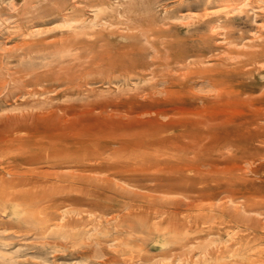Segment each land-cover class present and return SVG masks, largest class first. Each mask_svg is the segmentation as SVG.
Segmentation results:
<instances>
[{
  "label": "rangeland",
  "instance_id": "obj_1",
  "mask_svg": "<svg viewBox=\"0 0 264 264\" xmlns=\"http://www.w3.org/2000/svg\"><path fill=\"white\" fill-rule=\"evenodd\" d=\"M246 240L264 264V0H0V264Z\"/></svg>",
  "mask_w": 264,
  "mask_h": 264
},
{
  "label": "bare ground",
  "instance_id": "obj_2",
  "mask_svg": "<svg viewBox=\"0 0 264 264\" xmlns=\"http://www.w3.org/2000/svg\"><path fill=\"white\" fill-rule=\"evenodd\" d=\"M75 158H77V159H79L78 157H75ZM216 164V163H215ZM204 165V164H203ZM69 167H72V166H69ZM189 168V167H188ZM192 168V167H191ZM220 172V171H219ZM202 202V201H201ZM191 207V206H190ZM194 207V206H193ZM209 229V228H208ZM219 231V230H218ZM194 232H195V234L197 233L198 234V232H203V230H200V229H196V230H194ZM208 233H211V231L209 230V232ZM215 234V233H214ZM195 239H197V237L196 236H194V237H192V239H189V238H185V240H183L182 242H180L179 243V250L181 251V253H182V255L183 254H186V255H191V254H187V252H185L187 249H186V247L188 246V244L190 245V244H193L194 242H195ZM247 240H248V237L246 238ZM240 240H242V239H240ZM245 241V242H243V241H238L235 245H229V244H227V245H225V246H223V247H213L211 250H209L208 252H207V255L209 256V258L211 259V260H215V259H218V258H220V257H222V256H224V255H228L229 257H231V259H232V257L233 256H235L236 255V252L237 253H240V252H243V254H245V256L244 257H242V258H240V259H235V260H231L230 259V261L227 263V264H253V263H255V262H257L258 261V258L256 257L257 255H256V253L254 252H252L251 254L249 253L250 252V250L249 249H247V247L249 246L250 247V249H252V247L249 245V243H248V241ZM244 243H245V246H244ZM235 247V253H234V255H233V252H234V250H233V248ZM184 249H186V250H184ZM243 254H241V255H243ZM181 254L178 256V257H181L182 256ZM240 255V256H241ZM259 258H260V256H259ZM262 258V257H261ZM260 258V259H261Z\"/></svg>",
  "mask_w": 264,
  "mask_h": 264
}]
</instances>
